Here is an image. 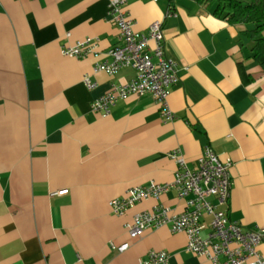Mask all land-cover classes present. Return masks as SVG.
<instances>
[{
  "label": "crops",
  "instance_id": "1",
  "mask_svg": "<svg viewBox=\"0 0 264 264\" xmlns=\"http://www.w3.org/2000/svg\"><path fill=\"white\" fill-rule=\"evenodd\" d=\"M109 1L0 0V264H141L149 248L166 249L173 264H210L178 251L187 235L167 224L129 234L134 211L157 198L122 214L111 205L129 186L170 181L175 147L191 166L205 144L231 160L229 198L217 204L245 226H264V69L241 32L247 23L207 1L125 0L135 28L163 21L178 73L167 96L174 117L163 119L150 93L119 98L103 114L90 102L113 77L93 71L89 89L82 66L92 70L118 41ZM88 34L102 38L97 55L62 53ZM159 200L184 206L173 187Z\"/></svg>",
  "mask_w": 264,
  "mask_h": 264
},
{
  "label": "built area",
  "instance_id": "2",
  "mask_svg": "<svg viewBox=\"0 0 264 264\" xmlns=\"http://www.w3.org/2000/svg\"><path fill=\"white\" fill-rule=\"evenodd\" d=\"M108 13L118 28V41L106 48L108 58L93 61L92 70L82 66V80L87 88H94L98 81L94 72L110 74V88L90 102L91 110L107 114L119 98L131 93H150L160 106L163 119H172L174 112L167 96L177 81L175 62L165 52L163 21H151L145 30L135 28V19L125 0H110ZM102 38L88 34L61 46L65 55L85 57L97 55ZM176 167L170 181L154 178L145 184L129 186L122 195L111 200L113 210L122 214L144 197L158 201L148 209L136 210L128 224L129 234L136 236L143 229L167 224L174 231L187 235L186 243L178 248L205 256L210 264H264L260 244L264 226H245L229 215L217 202H227L232 185L231 160L223 159L210 144L203 146L197 164H188L182 151L175 147L169 151ZM175 188L184 199L180 211H174L159 200L169 188ZM129 241L117 247L124 249ZM166 249L149 248L139 256L141 264H173Z\"/></svg>",
  "mask_w": 264,
  "mask_h": 264
},
{
  "label": "trees",
  "instance_id": "3",
  "mask_svg": "<svg viewBox=\"0 0 264 264\" xmlns=\"http://www.w3.org/2000/svg\"><path fill=\"white\" fill-rule=\"evenodd\" d=\"M214 4V12L230 22H246L241 32L248 37V48L264 69V0H199Z\"/></svg>",
  "mask_w": 264,
  "mask_h": 264
},
{
  "label": "rangeland",
  "instance_id": "4",
  "mask_svg": "<svg viewBox=\"0 0 264 264\" xmlns=\"http://www.w3.org/2000/svg\"><path fill=\"white\" fill-rule=\"evenodd\" d=\"M247 26H251V24L250 23H247Z\"/></svg>",
  "mask_w": 264,
  "mask_h": 264
}]
</instances>
